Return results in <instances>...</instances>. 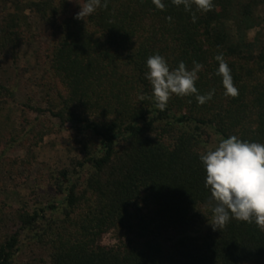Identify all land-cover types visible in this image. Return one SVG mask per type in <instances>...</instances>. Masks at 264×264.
<instances>
[{
	"label": "trees",
	"instance_id": "trees-1",
	"mask_svg": "<svg viewBox=\"0 0 264 264\" xmlns=\"http://www.w3.org/2000/svg\"><path fill=\"white\" fill-rule=\"evenodd\" d=\"M2 1L1 55L15 62L22 44L37 42L36 21L50 30L49 47L39 46L51 73L44 84L46 111L61 125L71 123L82 157L72 160L71 171L51 176L63 194L60 217L48 215L56 202L13 209L0 200V264H16L25 242L47 249L48 259L38 254L22 264H264V230L254 220L232 218L213 229L200 160L215 149L202 144L206 128L223 140L236 136L264 145V15L256 16L264 14V0H212L208 12L193 6L195 22L172 0H162L163 11L152 0H107V8L84 20L75 16L86 0ZM254 26L260 30L247 41ZM220 53L236 97L225 95L216 74ZM155 54L170 70L181 61L189 70L193 61L202 64L194 86L200 95L214 89L212 99L200 105L195 94H173L160 111L146 79L147 59ZM13 99L0 83V145L20 140L25 153L10 167L23 176L35 160L33 148L52 128L26 116L16 128ZM110 230L131 237L104 245Z\"/></svg>",
	"mask_w": 264,
	"mask_h": 264
},
{
	"label": "rangeland",
	"instance_id": "rangeland-1",
	"mask_svg": "<svg viewBox=\"0 0 264 264\" xmlns=\"http://www.w3.org/2000/svg\"><path fill=\"white\" fill-rule=\"evenodd\" d=\"M81 2V0H79ZM0 0V9L3 6ZM10 10L12 8L10 7ZM257 14L261 18L262 12ZM235 19H230L228 25L236 39ZM260 30L259 26H254L247 31V41H252L256 33ZM33 32L37 36V42L32 39L22 44L18 48L17 60L13 62L7 54H0V83L9 87L14 93L11 106L15 110L13 119L16 128H20L23 123V116L34 120L38 118L52 128V131L44 136L42 142L33 148L35 160L31 168L26 169L23 176L17 170L10 167L13 158L22 157L25 153L20 140L11 145H0V200H3L9 207L16 209L24 203L37 204V206L47 207L50 202H56L59 206L56 210H48L51 218L61 216V203L63 194L59 193L57 186L51 176L59 175L58 172L64 168L70 171L74 167L73 159H80L82 155L77 152L74 144V129L71 123L61 125L57 118L52 117L47 111L45 104L46 88L44 84L51 78L50 70L46 71L43 64L44 50L39 46L43 44L48 48L50 44V30L42 23L36 21ZM40 41V42H39ZM39 47V48H38ZM41 83V85L39 84ZM25 104L32 105L41 111L29 110ZM203 135V146L206 149L216 148L223 140L222 137L211 128H206ZM6 141L9 135L4 134ZM4 140V141H5ZM5 143V142H3ZM21 169V168H20ZM89 169L82 171V180L88 175ZM127 235L122 230H110L102 238V244L112 246L126 241ZM43 255L48 259V250L41 249L35 244L25 242L22 252L16 257V264H22L31 260L37 255Z\"/></svg>",
	"mask_w": 264,
	"mask_h": 264
},
{
	"label": "clouds",
	"instance_id": "clouds-1",
	"mask_svg": "<svg viewBox=\"0 0 264 264\" xmlns=\"http://www.w3.org/2000/svg\"><path fill=\"white\" fill-rule=\"evenodd\" d=\"M152 2L157 9L165 10L162 0ZM172 3L176 6L183 4L185 11L191 13L193 22L197 19L196 11L208 12L215 7L212 0H172ZM101 7L107 8V0L103 4L101 0H86L75 18L84 20ZM166 19L171 20V17ZM215 60L219 63L216 74L222 76L225 95L236 97L238 89L223 54H217ZM146 63V79L152 86V98L160 111L166 109L173 94L181 97L195 94L200 105L212 99L214 89L200 95L194 86L202 64L193 61L194 67L189 70L181 61L177 68L170 70L165 58L159 54L150 56ZM139 99L144 100L145 96L140 95ZM200 160L206 172L205 187L211 194L209 206L213 213L210 222L213 229H223L230 219L235 218L247 223L254 220L257 227L264 230V145L231 136L222 140L214 150L201 154Z\"/></svg>",
	"mask_w": 264,
	"mask_h": 264
}]
</instances>
